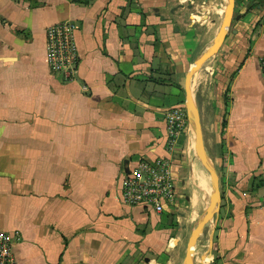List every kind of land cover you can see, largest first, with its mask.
<instances>
[{"label":"crops","instance_id":"crops-1","mask_svg":"<svg viewBox=\"0 0 264 264\" xmlns=\"http://www.w3.org/2000/svg\"><path fill=\"white\" fill-rule=\"evenodd\" d=\"M227 4L0 0V232L15 237L18 264H185L204 201L178 166L189 124L171 152L165 116L185 109L188 70ZM61 22L77 27L69 81L46 59V30ZM262 59L264 0H234L218 54L192 77L206 153L224 172L194 264H264ZM157 158L172 161L175 206L123 205L121 170Z\"/></svg>","mask_w":264,"mask_h":264},{"label":"built area","instance_id":"built-area-1","mask_svg":"<svg viewBox=\"0 0 264 264\" xmlns=\"http://www.w3.org/2000/svg\"><path fill=\"white\" fill-rule=\"evenodd\" d=\"M85 3L88 0H71ZM77 27L73 22H61L46 30V59L50 70L72 79L78 67V52L75 45ZM264 81V59L260 63ZM168 148L173 151L187 130V115L184 108L166 112ZM120 199L123 205L140 208L144 213L161 215L165 209L174 207L177 199L173 164L168 158L142 159L133 166L121 170ZM14 236L0 232V264H18L14 253Z\"/></svg>","mask_w":264,"mask_h":264},{"label":"water","instance_id":"water-1","mask_svg":"<svg viewBox=\"0 0 264 264\" xmlns=\"http://www.w3.org/2000/svg\"><path fill=\"white\" fill-rule=\"evenodd\" d=\"M234 0H228L225 16L220 27L217 39L210 50L202 54L189 68L186 80V95H185V111L187 114L188 124L193 132L194 144L197 154L202 161L203 165L207 169L211 176L212 186L209 198V204L205 209L204 215L197 222L196 227L191 232L188 239L187 251L185 255V264H194L193 248L197 241L200 233L203 231L205 226L212 222L215 210L217 207L219 197V177L215 169L214 163L211 161L206 153L203 138L200 130V117L197 107V103L193 93L192 77L194 73L201 68V66L207 62L210 58L215 56L220 50L231 26L233 20Z\"/></svg>","mask_w":264,"mask_h":264},{"label":"rangeland","instance_id":"rangeland-1","mask_svg":"<svg viewBox=\"0 0 264 264\" xmlns=\"http://www.w3.org/2000/svg\"><path fill=\"white\" fill-rule=\"evenodd\" d=\"M187 123H188V120H187ZM188 134L190 135V138H189V141L186 142L185 145L182 144L184 149L182 151L183 154H181L178 157L179 162L181 163V164H178V166L181 167L182 170H187L189 188L192 192L197 193L199 196H201V198H203V201H204L203 208L204 209L203 211H198V213L194 215V218L191 219L190 223H188V230L185 233V238H184L185 248H186L188 239L191 235V232L196 227L197 222L200 219V217L204 215L205 207H207L209 204V198H210L211 186H212L211 176L208 173L207 169L205 168V166L203 165L202 161L200 160L197 154L195 144H194V136H193L192 130L190 129V126H188ZM211 161L214 163L212 159ZM215 169L217 171V174L219 177V184H220V177H221V181L224 180V177L222 176L224 173L223 167H221V165L220 166L215 165ZM185 194H188V193H185ZM181 210H183L181 212H183L184 214L188 212L189 214L193 215V213H190L191 210L188 209L186 205Z\"/></svg>","mask_w":264,"mask_h":264},{"label":"trees","instance_id":"trees-1","mask_svg":"<svg viewBox=\"0 0 264 264\" xmlns=\"http://www.w3.org/2000/svg\"><path fill=\"white\" fill-rule=\"evenodd\" d=\"M225 121L223 120V122H222V129L224 130V128H225Z\"/></svg>","mask_w":264,"mask_h":264}]
</instances>
